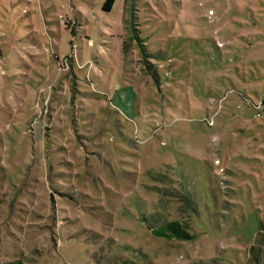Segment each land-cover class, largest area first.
<instances>
[{
	"label": "rangeland",
	"instance_id": "rangeland-1",
	"mask_svg": "<svg viewBox=\"0 0 264 264\" xmlns=\"http://www.w3.org/2000/svg\"><path fill=\"white\" fill-rule=\"evenodd\" d=\"M104 2L0 0V264H247L264 0Z\"/></svg>",
	"mask_w": 264,
	"mask_h": 264
},
{
	"label": "trees",
	"instance_id": "trees-1",
	"mask_svg": "<svg viewBox=\"0 0 264 264\" xmlns=\"http://www.w3.org/2000/svg\"><path fill=\"white\" fill-rule=\"evenodd\" d=\"M116 3V0H105L103 4V9L105 11H111ZM141 40V39H140ZM127 42L124 44V48L127 49ZM151 232L161 238L166 239H180V240H194L195 235L191 234L189 230L191 225L184 224L180 220L163 221L160 225H155L150 227ZM250 257L247 264H264V225L260 228V237L257 243L250 247L249 251ZM123 264H136L130 260L121 261ZM6 264H22L19 260H14L13 262H8ZM121 264V263H118Z\"/></svg>",
	"mask_w": 264,
	"mask_h": 264
}]
</instances>
